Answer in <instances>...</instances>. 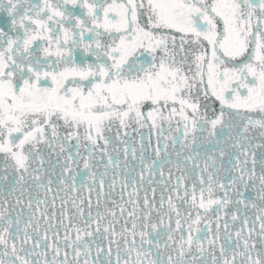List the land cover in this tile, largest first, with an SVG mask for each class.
Masks as SVG:
<instances>
[{
	"label": "snow or ice",
	"instance_id": "6c2138e0",
	"mask_svg": "<svg viewBox=\"0 0 264 264\" xmlns=\"http://www.w3.org/2000/svg\"><path fill=\"white\" fill-rule=\"evenodd\" d=\"M69 5L72 9L79 7L82 13L70 11ZM233 62L236 66H230ZM215 101L219 102V109L213 106ZM226 115L240 117L244 122L242 131L235 137L231 134L234 125L226 120ZM174 120L176 130L182 127L184 140L191 136V143L196 142L198 132L206 131L209 137H215L223 136L225 129L228 130L225 145L231 141L230 147L239 149L235 164L229 158L232 170L239 171L230 177L231 184L217 180L216 160L211 158V165L206 161L201 169V173H207L206 179L201 175L189 186L184 183V176L178 177L167 200L163 194L160 196L159 208L154 199L155 188L151 190L152 200L145 191L141 206L139 188L134 186L126 201L122 195V203L111 200L114 207L101 212L100 198L104 194L101 178L96 215L92 214L90 195L85 213V198L70 195L78 191L74 166L79 168L82 160L92 182L88 188L91 194L96 190L95 173L91 169L97 151L101 159L107 156L108 164L102 175H107L108 165L119 167L108 152L112 141L106 133L113 127L134 131L147 127L162 133L163 125L166 123L171 129ZM250 128L259 129L264 137V0H44L42 5H32L30 0H0V154L5 173L0 175V181L4 182L0 184V264H41V260L43 264H81V256L83 264H90L91 244L95 241L86 237L96 234L101 239L112 237L110 245L117 236L124 240L123 264H163L159 254L152 258L150 250L153 241L148 237L151 232L159 235L158 224L152 221L153 212L160 218V225L168 218L169 240L173 239V231L181 233L178 257H184L194 245L203 253L200 237L192 232L201 231L198 227L201 221L211 230L206 217L215 209L216 238H219L220 221L228 215L226 210L232 203L226 189L240 184L247 189L258 182L257 197L264 201V153L258 160L253 152L249 168ZM168 139L165 138L163 149L157 144L156 157H160L162 150L167 154ZM171 139L175 145V138ZM72 140L76 141L75 158L68 149ZM81 148L88 155L81 156ZM46 149L50 150L49 159L53 154L57 157V164L64 156L56 181L65 195L60 196L58 191L51 201L47 197L52 190L51 177L55 175L56 165L52 172L44 168ZM144 150L142 143L140 187H143V172L154 175L156 163L145 161ZM112 151L119 153L121 149L113 146ZM122 151L128 168L129 148L125 146ZM225 154L221 148L220 158ZM131 155L135 158V148L131 149ZM220 169L228 171L223 164ZM8 173H12L11 179ZM29 180L34 188L43 191V198L38 195L33 201L26 187ZM132 183L137 182L133 179ZM115 184L113 178L109 189ZM127 187V183L122 184V188ZM217 188L225 190L223 197L216 195ZM17 192L19 195H15ZM237 195L243 193L237 191ZM57 198L61 201L59 221L55 210ZM69 202L75 209L72 216L68 215ZM178 202L185 206L186 215ZM22 206L30 211L23 228L20 227ZM252 207L257 205L253 203ZM237 219L236 213H232L231 220ZM256 219L260 221V235L264 238V207ZM65 220L69 221L67 225ZM57 223L65 232L64 248L72 249L71 260L67 251L59 259L61 237ZM247 224L245 219L235 233L237 248L242 240L243 249L233 251L229 258L222 246L219 259L212 254V264H264V243L259 250L255 242L249 244L255 225L248 228L245 236ZM223 227L228 230L227 220ZM49 232L54 239L44 246L51 249V260L46 250H35L50 240ZM30 242L32 250L26 247ZM144 244L149 248H144ZM208 244L214 247L215 241L209 239ZM155 246L159 248L158 243ZM103 251L97 245V258ZM107 255L111 256V247ZM33 256L37 259H31ZM238 256L243 259L237 261ZM107 264H112L111 259ZM116 264H121L119 245ZM167 264H182V261L179 258L173 261L169 256Z\"/></svg>",
	"mask_w": 264,
	"mask_h": 264
},
{
	"label": "flooded vegetation",
	"instance_id": "af4514ba",
	"mask_svg": "<svg viewBox=\"0 0 264 264\" xmlns=\"http://www.w3.org/2000/svg\"><path fill=\"white\" fill-rule=\"evenodd\" d=\"M44 0H30V3L32 5H42ZM70 11H74L77 15L82 13V9L77 7L76 9H72L71 5L68 6ZM179 43V38L177 40ZM243 59V58H241ZM230 66H236L235 62L231 64ZM251 79V77H249ZM214 99V98H213ZM213 106L217 109H219L220 105L218 101H215ZM253 118H258L256 114H252ZM226 120H231L234 127L232 128V135L235 137L238 132L242 131L244 122L241 121L240 117L237 116H231L228 117L226 115ZM163 132L160 133L156 129H150V128H142L134 131L132 128H129L127 130L125 129H118L116 127H113L111 132L106 133L111 138V145L108 148L109 154L112 155V158L114 161H118L119 167H113L112 165H108L107 167V175H102L105 173V165L108 164L107 156H105L103 159L100 157L99 151L96 152L95 158L93 159L92 163L94 167L91 169L93 173H95V181H96V190L93 191L91 194L88 192V188L91 186L92 182L89 179L88 170H85L83 168V162L80 161L79 168H75L74 166V174L76 176L75 184L78 191L70 193L72 196H80L85 198V213H87V198L91 197L92 201V214L93 216L96 215L97 206V193L100 191L99 189V181L102 178L104 180V194L100 198V208L99 210L101 212L104 211L106 207L111 208L114 207L110 201L116 200L118 203H122L121 196L123 195L124 201L128 199L127 193L132 191V188L135 186L139 188L140 193V203L141 206L143 205V196L145 191L148 192L149 200L153 199L152 195V188L156 189L155 192V201L156 206L159 208L160 205V196L163 194L165 197V200H167L168 195L171 192V189L175 186L177 182V178L184 176V183L187 185H191L194 180L198 181V177L203 175L206 179L207 173H201V169L204 168L205 162L207 161L209 165H211V158H214L216 160V169L218 170L217 180L220 183H224L225 185L231 184L230 177L234 175H238L239 171H233L232 170V164H235L236 162V156L239 155V149H232L230 147L231 141H228V145H225V141L228 138V130L225 129L224 135L220 136L217 135L215 137H209L208 133L205 131L203 133H197L196 134V142L191 143V136H189L188 140H184L183 136V128L181 127L179 131L176 130L175 127V120L173 121V127L169 129L168 125L165 123L163 125ZM126 132V134H125ZM259 129H249V140L247 142H250L252 144V148L249 150V168L251 167V154L254 152L256 158L259 160L261 153H264V147H256V145H264V137H261L259 134ZM117 133H119V139L117 138ZM61 135H64V133H61ZM168 137L167 140L168 143V149L167 154L161 151L160 157H156L155 155V148L157 144L159 143L161 149H163V144L165 142V138ZM171 137H174L176 140L175 145L172 143ZM239 137H237L238 139ZM121 141H126L127 144L125 145ZM219 142V143H218ZM246 142V143H247ZM76 141L72 140L68 143V149L73 153V156L75 158L76 149L74 147ZM144 145V157L145 161L149 162L150 160H155V166L153 168L154 175H149L148 172H143V187H140L139 181H140V174L142 172V165L140 163V147L141 144ZM117 147L121 149L119 153L113 152L112 147ZM127 146L129 148V155L127 157V164L128 168L125 167V157L123 155V148ZM136 149V155L135 158L131 155V149ZM223 148L225 150V156L223 159L219 156L220 149ZM81 156H86L88 153L81 148L80 150ZM49 152L50 150H45L43 152V155L45 156V165L44 168L47 169L49 172H52L53 165H56L55 167V175H53L51 178L53 179V185L52 190L50 193H48V200L51 201L52 197L56 195V193L59 191L60 196H64V192L60 191V186L56 181V176L60 174L61 172V166L64 163V156L62 155L60 159V163L57 164V157L53 154L51 155L49 159ZM179 153V155H177ZM64 155H67L65 153ZM191 157V159H188ZM231 157L232 164H229V158ZM243 159V157H241ZM170 161V162H169ZM223 164L224 168H226L228 171L225 173L223 170L220 169V165ZM179 166V168L177 167ZM4 168V160L2 154H0V175L5 174L2 169ZM131 169V171L129 170ZM171 170V172H170ZM212 170L211 167L209 169ZM257 174H259V164H257L256 168ZM162 173V174H161ZM10 179L12 176V173H8ZM43 175V173H41ZM113 178L116 179V184L113 189H109L108 185L112 183ZM133 179L136 180V184L133 185L132 181ZM151 180L152 184H149L148 181ZM3 181H0V184H3ZM127 183L128 187L126 189L122 188V184ZM83 185V186H82ZM26 187L30 190L33 201L37 198L39 195L40 198H43V191L40 189H36L32 186L31 180L28 181V184ZM259 188V184L257 182L255 187L249 186L247 189H245L243 184L233 186L231 189L227 190L228 198L232 201L228 205L227 212L228 215L225 216L221 221V227L219 232V238H216V215H215V209L209 212L208 216L206 217V220L211 222V230H209L208 226L204 221H201V223L198 225V227L201 229L199 233L193 231V236H199L201 239V242L203 244L204 251L203 253L196 250L195 245L192 247L191 251H186L185 256L180 258L178 257L179 247L178 242L180 239L181 233L173 231L171 233L173 239L169 240L168 236V230H167V224H168V218L165 217V223L163 225L159 224V217L156 215L155 212H153L152 221L158 224L157 232L159 235H157L156 232H151L149 229L148 231L151 232L150 236L148 237L153 241V246L151 247V251L153 253V259L157 258V254H159V258L163 261V264H167L168 257L171 256L173 261H176L178 258L181 259L182 264H212V254L214 253L215 256L219 259L220 258V249L223 246L225 250L228 253L229 258H231L233 251H241L243 249V241H239L240 247L237 248V241L238 238L236 237L235 233L236 231L241 229L242 222L247 219L248 224L247 227L244 228V234L245 236H248V228L253 227V224L255 225V232L251 234V238L249 239V244L255 242L256 243V249L259 250L261 248L262 243H264V238L260 235V221L256 219L257 215L260 214V209L264 207V201H260L257 197V190ZM237 191L243 193L242 196L237 195ZM225 190L217 188L216 195L223 197ZM15 195H19L17 192ZM15 195L11 198L13 203L15 202ZM25 203L27 202V195L25 196ZM236 201H244L243 203H236ZM56 215H57V221L60 219V207H61V201L59 198L56 199ZM255 203L257 205L256 208L252 207V204ZM178 205L180 207V210L182 214L186 215V208L183 204H180L178 202ZM247 205V206H245ZM129 210L131 209L130 205H125ZM24 207V214L22 216V223L20 225L21 228H23V224L26 223L30 216V211ZM35 203H33V209H35ZM43 207V205H41ZM69 212L68 215L72 216L75 212V209L71 207V203L69 202L68 205ZM167 208V205L165 204V209ZM16 211H20V208H17ZM49 211H52L50 208ZM201 212L203 210H200ZM232 213H236L238 219L236 221L231 220ZM15 212L12 213L13 218L15 217ZM196 212L193 210L192 215L195 216ZM38 215V213H37ZM117 215L119 216V210L117 209ZM175 215L172 217V227L175 228ZM227 220L229 224V228L226 231L223 227L224 221ZM65 225L69 223L68 220L64 221ZM107 223V221H105ZM123 223V220H121V224ZM182 223H184L182 221ZM82 225V222H81ZM57 227L59 228V235L61 237V256L59 259H63V252L67 251L69 253L68 258L72 259V249L68 248L65 249L63 245V236L65 234L64 229L59 227V224L57 223ZM130 227V225H129ZM31 232V229H29ZM116 231H120V225H116ZM183 233L185 235V238L188 235V228L187 224H184ZM41 234H43V229H41ZM72 238H75V233L73 232ZM50 240L46 241L41 244V246L37 249H35L37 252L46 250L48 252V259H52V251L51 249H45V243H50L51 239H54V237L51 236V232H49ZM89 241H95V243L91 244V250L92 255L90 258V264H96L97 259L99 261V264H107V261L111 259L112 264H116V258H117V245H119L120 249V256H121V264H123V258H124V249L126 247L124 240L117 236L115 238V242L109 244V241L112 240V237H109L108 239H101L99 237V234L94 235L93 237H86ZM213 239L215 241L214 247L212 245L208 244V240ZM132 238L128 237V242L131 244ZM175 241V242H174ZM159 244V248H157L155 245ZM97 245H99L101 248H103V252L100 253L99 257L97 258L96 255V248ZM136 246H140V237H136ZM144 248L148 249L149 245L144 244ZM29 250H32V244L31 242L26 246ZM111 247V256L109 257L107 255L108 249ZM187 247V245H185ZM23 255V253H21ZM132 257H135V252L132 253ZM193 257H195V261H193ZM6 259H11V257H8ZM31 259L35 260L37 257L33 256ZM84 257L81 256V264H83ZM242 257H237V261L242 260ZM41 264H43V260H41Z\"/></svg>",
	"mask_w": 264,
	"mask_h": 264
}]
</instances>
